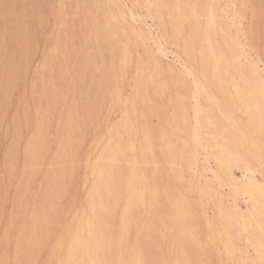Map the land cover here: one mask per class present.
Returning <instances> with one entry per match:
<instances>
[{
	"label": "rangeland",
	"instance_id": "rangeland-1",
	"mask_svg": "<svg viewBox=\"0 0 264 264\" xmlns=\"http://www.w3.org/2000/svg\"><path fill=\"white\" fill-rule=\"evenodd\" d=\"M207 1L171 0L170 4L169 0H0V264H62L66 254L57 248L58 241L64 239L58 245L63 243L66 250L67 228L73 230L69 233L70 242L81 227L79 224L85 226L99 208L102 214L99 212V219L94 222L105 225L103 229L109 233L104 235L107 246L102 247L104 254L99 253L102 258L93 264H106V260L107 264H125L127 259L131 262L127 260L126 264H264L263 258L258 257L264 251V108L255 111L256 107H264V95L262 98L255 93L258 105L251 99L253 103L248 104L236 97L237 90H246L243 80L249 78H245L248 74L264 91V0ZM207 28H211V33L208 29L209 33L203 35ZM206 37L211 38L210 45L203 41ZM235 82L243 87H233ZM251 89L254 87L250 93ZM253 91L254 94L256 90ZM218 104L231 119L237 120V126L222 109H217ZM236 130L240 132L236 134ZM231 133L238 136L234 138L240 134L245 145H236L235 141L231 144ZM130 180L136 182L135 189ZM144 185L156 193L149 189L153 192L150 193ZM243 187H247V192H242ZM123 193L130 197L125 201L132 204H124ZM103 202L109 203L114 214L119 206L122 211L118 208L119 214L114 215L108 209L106 215ZM142 202L149 206L141 207ZM182 202L190 209L189 215H183L176 205L177 208L170 206ZM122 208L130 216L134 212L131 219L123 221L127 215ZM122 212L124 217L120 216ZM177 220L181 222L174 227ZM128 221H132V228L128 229L130 235L124 237L121 233L127 230L122 227ZM181 228L196 238L181 241L186 248L190 244L187 249L172 246ZM28 237H33V242L35 237L38 243L30 242ZM134 244L138 246L135 248ZM234 250L237 260L231 253ZM71 254L67 255L70 259ZM137 254L143 257V261L139 258L140 263L136 257L132 259ZM186 255L188 260L185 257L182 262Z\"/></svg>",
	"mask_w": 264,
	"mask_h": 264
},
{
	"label": "bare ground",
	"instance_id": "bare-ground-1",
	"mask_svg": "<svg viewBox=\"0 0 264 264\" xmlns=\"http://www.w3.org/2000/svg\"><path fill=\"white\" fill-rule=\"evenodd\" d=\"M169 1H170V4H171V0H169ZM191 1H192V0H191ZM208 1H209V0H208ZM208 1H207V2H208ZM259 1H260V0H259ZM23 2H24V1H23ZM178 2H179V1H178ZM180 2H182V1H180ZM207 2H206V3H207ZM218 2H220V1H218ZM173 3H174V2H173ZM206 3H205V4H206ZM176 4H177V3H176ZM217 4H218V3H217ZM257 4H258V3H257ZM158 5H159V4H158ZM181 5H182V4H181ZM184 5H185V4H184ZM187 5H188V4H187ZM205 6H206V5H205ZM213 6H214V5H213ZM159 7L161 8V6H159ZM171 7H173V6H171ZM186 7H187V6H186ZM208 7H209V4H208ZM210 7H211V6H210ZM174 8H175V7H174ZM187 8H188V7H187ZM190 8H191V7H190ZM213 8H214V7H213ZM259 8H260V7H259ZM191 9H192V8H191ZM215 9H216V8H215ZM250 9H251V8H250ZM227 10H228V9H227ZM157 11H158V10H157ZM157 11H156V12H157ZM197 12H198V11H196V14H197ZM210 12H211V11H210ZM210 12H209V14L212 15V12H211V13H210ZM215 12H216V11H215ZM257 12H258V10H257ZM235 13H236V12H235ZM182 14H183V13H182ZM201 14H202V13H201ZM207 14H208V13H207ZM107 15H108V14H107ZM111 15H112V14H111ZM111 15H110V17H111ZM187 15H188V14H187ZM198 15H199V14H198ZM210 15H209V16H210ZM256 15H257V14H256ZM112 16H113V15H112ZM192 16H193V14L191 15V17H192ZM108 17H109V16H108ZM113 17H114V16H113ZM113 17H112V19H113ZM204 17H205V16H204ZM212 17H213V16H212ZM262 17H263V16H262ZM161 20H162V19H161ZM179 20H182V19H179ZM185 20H188V18L185 19ZM262 20H263V19H262ZM108 21H110V20L108 19ZM182 21H183V20H182ZM190 21H191V20L189 19V22H190ZM209 21H210V19H209ZM187 22H188V21H187ZM255 22H256V21H255ZM162 23H163V22H162ZM195 23H196V21H195ZM259 23H260V22H259ZM262 23H263V22H262ZM262 23H261V24H262ZM263 25H264V24H263ZM110 26H111V25H110ZM260 26H261V25H260ZM113 27H114V26H113ZM237 27H238V26H237ZM261 27H262V26H261ZM110 28H112V27H110ZM26 29H27V28H26ZM208 29H209V32L211 33V31H210L211 28H207V29H206V33L203 34V35H207V32H208L207 30H208ZM135 30H136V29H135ZM138 30H139V29H138ZM262 30H263V29H262ZM28 31H29V29H28ZM112 31H113V29H112ZM136 31H137V30H136ZM251 31H252V30H251ZM78 32H79V31H78ZM209 32H208V33H209ZM17 33H18V32H17ZM29 33H30V32H29ZM131 33H132V32H131ZM139 33H140V32H139ZM261 33H262V32H261ZM249 34H250V33H249ZM31 35H32V34H31ZM19 36H20V35H19ZM235 36H236V35H235ZM260 36H261V34H260ZM25 37H26V35H25ZM77 37H78V35H77ZM202 37H204V36H202ZM20 38H21V37H20ZM78 38H79V37H78ZM112 38H113V37H112ZM127 38H128V37H127ZM127 38H126V40H127ZM256 38H257V37H256ZM24 39H27V38H24ZM69 39H70V38H69ZM129 39H130V38H129ZM201 39H202V38H201ZM204 39H205V38H204ZM204 39H203L204 42H206V40H207V42H208V44H206V45H210V39H211V38H210V39H207V37H206V39H205V40H204ZM236 39H237V38H236ZM11 40H13V39H11ZM21 40H22V39H21ZM82 40H83V39H82ZM256 40H257V39H256ZM30 41H31V40H30ZM134 41H135V40H134ZM19 42H20V41H19ZM207 42H206V43H207ZM250 42H251V41H250ZM256 42H257V41H256ZM259 42H260V41H259ZM30 43H31V42H30ZM25 44H26V43H25ZM31 44H32V43H31ZM81 44H82V43H81ZM113 44H114V43H113ZM126 44H127V43H126ZM11 45H12V44H11ZM29 45H30V44H29ZM9 46H10V45H9ZM13 46H14V45H13ZM20 46H21V45H20ZM112 46H115V45H112ZM28 47H29V46H28ZM126 47H127V46H126ZM126 47H125V48H126ZM11 48H12V47H11ZM18 48L20 49V47H18ZM12 49H13V48H12ZM112 49H113V48H112ZM210 49H211V48H210ZM222 49H223V48H222ZM13 50H14V49H13ZM21 50H23V49H21ZM206 50H207V49H206ZM15 51H16V50H15ZM18 51H19V50H18ZM111 51H113V50H111ZM214 51H215V50H214ZM211 52H212V50H211ZM209 53H210V52H209ZM215 53H216V51H215ZM218 53H219V52H218ZM222 53H223V52H222ZM68 54H69V52H68ZM68 54H67V55H68ZM74 54H75V53H74ZM112 54H113V53H112ZM201 54H202V53H201ZM220 54H221V53H220ZM14 55H15V54H14ZM25 55H26V54H25ZM205 55H206V54H205ZM240 56H241V55H240ZM21 57H22V55H21ZM205 57H206V56H205ZM221 57H223V56H221ZM139 58H140V57H139ZM219 58H220V57H219ZM66 59H67V57H66ZM66 59H65V60H66ZM239 59H240V57H239ZM239 59H238V60H239ZM13 60H14V59H13ZM78 60H80V59H78ZM81 60H82V58H81ZM104 60H105V59H104ZM204 60H205V59H204ZM213 60H214V59H213ZM213 60H212V61H213ZM58 61H59V60H58ZM217 61H218V60H217ZM142 62H143V61H142ZM155 62H156V61H155ZM218 62H219V61H218ZM245 62H246V61H245ZM10 63H11V62H10ZM13 63H14V62H13ZM13 63H12V64H13ZM121 63H122V62H121ZM203 64H204V62H203ZM242 64H243V63H242ZM55 65H56V64H55ZM204 65H205V64H204ZM204 65H203V66H204ZM65 66H66V65H65ZM153 66H154V65H153ZM213 66H214V65H213ZM56 67H57V65H56ZM56 67H55V68H56ZM204 67L206 68V66H204ZM6 68H7V67H6ZM217 68H218V67H217ZM223 68H224V67H223ZM230 68H231V67H230ZM238 68H239V67H238ZM56 69H57V68H56ZM62 69H63V68H62ZM167 69H168V68H167ZM234 69H235V68H234ZM246 69H247V68H245V70H246ZM248 69H249V68H248ZM0 70H1V69H0ZM23 70H24V69H23ZM206 70H207V69H206ZM223 70H224V69H223ZM87 71H88V70H87ZM202 71H205V70L202 69ZM247 71H248V70H247ZM247 71H245V73H242V72H241L242 74H244V77H245V74L247 73ZM5 72H6V71H5ZM55 72H57V71L55 70ZM88 72H89V71H88ZM119 72H120V70H119ZM220 72H221V71H220ZM97 73H99V71H98ZM135 73H136V72H135ZM202 73H203V75H205L204 72H202ZM215 73H216V71H215ZM8 74H10V73H8ZM115 74H116V73H115ZM207 74H208V73H207ZM221 74H222V73H221ZM251 74H252V73H251ZM56 75H57V74H56ZM71 75H72V74H71ZM199 75H200V74H199ZM240 75H241V74H240ZM213 76H214V75H213ZM215 76H216V75H215ZM231 76H232V75H231ZM246 76H247V77H245V78H248V77H249L248 79H245L246 82H247L248 84L245 82V80H243V83H245V84L241 83V84H243V85H247V87L245 86V87H246V90L244 89V87H243L242 85H239L240 83H237V84H236V82H235L234 84H236V85H234V86L232 85L233 87H235V86L237 87V85H238V87H237L238 89L243 87L241 90H242L243 92H244V90L246 91V92H244V93H246V94H244L243 92H242V93H243V94H242V93L240 92L241 90L238 91L237 88H234L235 91L237 90V95H236V97H238V100H239V101H240V100H245L244 102H245V103H248V104H249V103H253V102L255 101V102L257 103V104L255 103V104L258 105V103H259L258 100H259V99L257 98L258 100H256V97H255V96H257L256 94H257V92H258L259 96L262 97V96L264 95V94H263L264 91L261 90V89H259V88H261V87H258V85H257V82H258V81H256V83H253L256 79H254V81L252 82V80H250V76H249V74L246 75ZM0 77H1V76H0ZM6 77H8V75H7ZM16 77H17V76H16ZM58 77H59V76H58ZM61 77H62V76H61ZM205 77H206V75H205ZM239 77H240V76H239ZM241 77H242L241 80L244 79L243 76H241ZM119 78H120V77H119ZM119 78H118V79H119ZM173 78H174V77H173ZM215 78H216V77H215ZM9 79H10V78H9ZM121 79H122V77H121ZM203 79H204V78H203ZM231 79H233V78H231ZM261 79H262V78H261ZM5 80H6V79H5ZM15 80H16V79H15ZM77 80H78V79H77ZM211 80H212V79H211ZM9 81H10V80H9ZM119 81H120V80H119ZM172 81H173V80H171V82H172ZM204 81H205V80H204ZM209 81H210V80H209ZM213 81H214V80H213ZM250 81H251V83H250ZM55 82H56V81H55ZM237 82H238V81H237ZM73 83H74V81H73ZM88 83H89V82H88ZM163 83H164V81H163ZM207 83H208V82H207ZM252 83H253V84H252ZM9 84H10V83H9ZM55 84H56V83H55ZM84 84H85V83H84ZM164 84H165V83H164ZM170 84H171V83H170ZM208 84H209V83H208ZM211 84H212V83H211ZM6 85H7V84H6ZM63 85H64V84H63ZM87 85H88V84H87ZM121 85H122V84H121ZM149 85H151V83H150ZM157 85H158V84H157ZM167 85H168V84H167ZM259 85H260V84H259ZM12 86H13V84H12ZM101 86H102V85H101ZM151 86H153V85H151ZM158 86H159V85H158ZM158 86H157V87H158ZM169 86H171V85H169ZM222 86H223V85H222ZM239 86H242V87H239ZM92 87H93V86H92ZM121 87H123V86H121ZM139 87H140V85H139ZM253 87H254L253 90H254V91L256 90V92H254L252 89H251V90L254 92V94L256 93L255 95L252 93V91H251V93H250V88H253ZM6 88H7V87H6ZM77 88H78V87H77ZM152 88H153V87H152ZM152 88H151V89H152ZM154 88H155V87H154ZM172 88H173V87H172ZM10 89H12V88H10ZM10 89H9V90H10ZM206 89H207V88H206ZM243 89H244V90H243ZM78 90H79V89H78ZM120 90H121V89H120ZM152 90H153V89H152ZM152 90H151V91H152ZM157 90H158V89H157ZM211 90H212V89H211ZM260 90H261V91H260ZM59 91H60V90H59ZM159 91H161V90L159 89ZM205 91H206V90H205ZM209 91H210V90H209ZM212 91H213V90H212ZM224 91H225V90H224ZM235 91H234V92H235ZM68 92H69V91H68ZM86 92H87V91H86ZM99 92H101V91H99ZM206 92H208V91H206ZM4 93H5V92H4ZM151 93H152V92H151ZM208 93H210V92H208ZM49 94H50V93H49ZM58 94H59V93H58ZM58 94H57V95H58ZM95 94H96V93H95ZM142 94H144V93L142 92ZM161 94H162V93H161ZM213 94H214V93H213ZM234 94H236V92H235ZM54 95H55V94H54ZM76 95H77V94H76ZM91 95H92V94H91ZM98 95H99V94H98ZM151 95H152V94H151ZM158 95H159V94H158ZM209 95H210V94H209ZM245 95L247 96V97H245V98H248V100L244 98ZM250 95H251V98H250ZM8 96H9V95H8ZM10 96H11V95H10ZM130 96H131V95H130ZM152 96H154V95H152ZM99 97H100V96H99ZM156 97H157V96H156ZM158 97H159V96H158ZM219 97H220V96H219ZM233 97H234V96H233ZM253 97H254L255 99H253ZM105 98H106V97H105ZM125 98H126V97H125ZM139 98H143V97H139ZM149 98H151V97H149ZM209 98L211 99V98H212V95H210ZM213 98H214V97H213ZM262 98H263V97H262ZM262 98H261V99H262ZM6 99H7V97H6ZM151 99H152V98H151ZM163 99L165 100V98H163ZM250 99H251L253 102H252ZM261 99H260V100H261ZM0 100H2V99H0ZM98 100H99V98H98ZM109 100H110V99H109ZM140 100H141V99H140ZM221 100H222V99H221ZM262 100H263V99H262ZM127 101H128V100H127ZM141 101H142V100H141ZM210 101H213V100H210ZM215 101H216V100H215ZM246 101H247V102H246ZM250 101H251V102H250ZM263 101H264V100H263ZM216 102H218V101H216ZM219 102H220V101H219ZM242 102H243V101H242ZM1 103H2V102H1ZM66 103H67V102H66ZM113 103H114V102H113ZM138 103H139V102H138ZM220 103L223 104V102H220ZM97 104H98V103H97ZM128 104H129V102H128ZM171 104H172V103H171ZM208 104H209V103H208ZM235 104H236V103H235ZM255 104H253V106H254L253 108H255ZM263 104H264V103H263ZM3 105H5V104L3 103ZM43 105H44V104H43ZM52 105H53V104H52ZM132 105H133V103H132ZM169 105H170V104H169ZM214 105H215V104H214ZM214 105H213V107H214ZM225 105H226V104H225ZM238 105H239V104H238ZM251 105H252V104H251ZM5 106H6V105H5ZM64 106H65V104H64ZM107 106H108V105H107ZM158 106H159V105H158ZM170 106H171V105H170ZM215 106H216V105H215ZM246 106H248V105H246ZM7 107H8V106H7ZM10 107H11V106H10ZM51 107H52V106H51ZM111 107H112V106H111ZM128 107H130V106H128ZM8 108H9V107H8ZM33 108H34V107H33ZM119 108H120V107H119ZM119 108H118V109H119ZM171 108H172V106H171ZM214 108H215V107H214ZM219 108H220V109H219ZM223 108H224V107H223ZM226 108H229V107H226ZM241 108H242V107H241ZM261 108L263 109L264 107H262V106L256 107V108H255V111H257V110H258V111H261ZM17 109H18V108H17ZM87 109H88V108H87ZM106 109H107V108H106ZM211 109H213V108L211 107ZM217 109H219V110L221 111L222 108H221V105H220V104L217 105ZM217 109H215V110H217ZM237 109H238V108H237ZM237 109H236V110H237ZM244 109H245V108H244ZM248 109L250 110L249 107H248ZM1 110H2V109H1ZM9 110H10V109H9ZM63 110H64V109H63ZM97 110H98V108H97ZM145 110H146V109H145ZM145 110H144V111H145ZM155 110H156V109H155ZM229 110H230V109H229ZM263 110H264V109H263ZM263 110H262V111H263ZM2 111H3V110H2ZM2 111H1V112H2ZM56 111H57V110H56ZM89 111H90V110H89ZM107 111H108V110H107ZM110 111H111V110H110ZM140 111H141V110H140ZM239 111H240V110H239ZM247 111H248V110H247ZM247 111H246V112H247ZM251 111H254V110L251 109ZM255 111H254V112H255ZM104 112H105V111H104ZM130 112H131V111H130ZM146 112H147V111H146ZM221 112H223V109H222ZM228 112H230V111H228ZM223 113L225 114V116L228 115V113H226V112H223ZM252 113H253V112H252ZM141 114H142V113H141ZM150 114H151V113H150ZM161 114H162V113H161ZM216 114H217V113H216ZM218 114H219V113H218ZM229 114H230V113H229ZM241 114H242V113H241ZM263 114H264V111H263ZM2 115H3V114H2ZM2 115H1V117H3ZM15 115H16V114H15ZM62 115H63V114H62ZM80 115H81V114H80ZM91 115H92V114H91ZM128 115H129V114H128ZM7 116H8V115H7ZM26 116H27V115H26ZM29 116H30V114H29ZM78 116H79V115H78ZM105 116H107V115H105ZM131 116H133V115H131ZM131 116H130V117H131ZM142 116H143V115H142ZM142 116H141V117H142ZM151 116H152V115H151ZM228 116H229V115H228ZM228 116H227V117H228ZM253 116H254V115H253ZM4 117H5V116H4ZM45 117H46V116H45ZM75 117H76V116H75ZM101 117H102V116H101ZM208 117H209V116H208ZM210 117H211V116H210ZM235 117H236V116H235ZM31 118H32V117H31ZM50 118H51V117H50ZM78 118H79V117H78ZM84 118H85V117H84ZM94 118H95V117H94ZM218 118H219V117H218ZM223 118H225V117H223ZM229 118H230V116H229ZM240 118H241V116H240ZM254 118H255V117H254ZM254 118H253V119H254ZM1 119L3 120V118H1ZM15 119H16V118H15ZM61 119H62V118H61ZM170 119H171V118H170ZM255 119H256V118H255ZM263 119H264V117H262V120H261V121H263ZM50 120H51V119H50ZM212 120H213V119H212ZM217 120H218V119H217ZM225 120H226V119H225ZM227 120H228V119H227ZM62 121H63V120H62ZM74 121H76V120L74 119ZM148 121H149V120H148ZM150 121H151V120H150ZM169 121H170V120H169ZM230 121L233 123V125L235 124V125L237 126V120H236V119H234V118L232 117V119L230 118ZM230 121H229V122H230ZM239 121H240V120H239ZM254 121H255V120H254ZM12 122H13V121H12ZM51 122H52V121H51ZM60 122H61V121H60ZM68 122H69V121H68ZM143 122H144V121H143ZM210 122H211V121H210ZM250 122H251V120H250ZM256 122H257V121H256ZM0 123H1V121H0ZM16 123H17V122H16ZM148 123H149V122H148ZM232 123H230V124L232 125ZM263 123H264V121H263ZM26 124H28V123H26ZM63 124H64V123H63ZM74 124H75V123H74ZM76 124H77V123H76ZM76 124H75V125H76ZM209 124H210V123H209ZM255 124H256V123H254V125H255ZM21 125H22V124H21ZM24 125H25V124H24ZM67 125H68V123H67ZM101 125H102V124H101ZM151 125H152V124H151ZM151 125H149V127H150ZM159 125H160V124H159ZM170 125H171V124H170ZM170 125H169V126H170ZM262 125H263V124H262ZM2 126H3V125H2ZM6 126H7V125H6ZM17 126H19V124H18ZM26 126H27V125H26ZM32 126H33V124H32ZM55 126H56V125H55ZM102 126H103V125H102ZM132 126H133V125H132ZM193 126H194V125H193ZM238 126H239V124H238ZM258 126H261V125H259V123H258ZM212 127H213V126H212ZM234 127H235V126H234ZM256 127H257V125H256ZM261 127H262V126H261ZM261 127H260V128H261ZM16 128H17V127H16ZM60 128H61V127H60ZM151 128H152V127H151ZM165 128H167V127H165ZM238 128H239V127H238ZM238 128H237V129H238ZM18 129H19V127H18ZM31 129H32V128H31ZM49 129H50V128H49ZM55 129H56V128H55ZM155 129H158V128H156V126H155ZM235 129H236V128H235ZM240 129H241V127H240ZM258 129H259V128H258ZM20 130H21V129H20ZM37 130H38V129H37ZM135 130H136V129H135ZM238 130H239V129H238ZM238 130H236V134H237V132H240V131H238ZM8 131H9V130H8ZM14 131H15V130H14ZM98 131H99V130H98ZM139 131H140V130H139ZM155 131H156V130H155ZM255 131H256V130H255ZM259 131H260V130H259ZM64 132H65V130H64ZM156 132H157V131H156ZM261 132H262V131H261ZM15 133H16V132H15ZM19 133H20V132H19ZM29 133H30V132H29ZM42 133H43V132H42ZM66 133H67V132H66ZM144 133H145V132H144ZM144 133H143V134H144ZM17 134H18V133H17ZM37 134H38V133H37ZM46 134H47V133H46ZM59 134H61V133H59ZM140 134H141V133H140ZM161 134H162V133H161ZM236 134H232V133H231V135H233V136H232V138L230 139V143H231V144H234L235 142H237V144H236V143H235V144L238 145V143L240 142V143L244 144V143H243L244 141L242 142L241 139H240V134L238 133V134H239V138H236V137H238V136H236ZM13 135H14V132H13ZM38 135H39V134H38ZM65 135H66V134H65ZM65 135H64V136H65ZM234 135L236 136L235 138H234ZM83 136L85 137V135H83ZM135 136H136V135H135ZM135 136H134V139H135ZM138 136H139V134H138ZM263 136H264V134H263ZM36 137H37V136H36ZM40 137H41V136H40ZM14 138H15V137H14ZM14 138H13V139H14ZM64 138H65V137H64ZM124 138H125V137H124ZM13 139H12V140H13ZM16 139H17V138H16ZM37 139H38V137H37ZM37 139H36V140H37ZM58 139H59V137H58ZM246 139H247V138H246ZM248 139H249V138H248ZM41 140L44 141L43 139H41ZM72 140H73V138H72ZM96 140H97V139H96ZM221 140H222V139H221ZM242 140H243V139H242ZM84 141H85V140H84ZM97 141H98V140H97ZM138 141H139V140H138ZM140 141H141V140H140ZM232 141H233V142L235 141V142L232 143ZM250 141H251V140H250ZM250 141H248V142H250ZM68 142H69V141H68ZM75 142H76V141H75ZM133 142H134V140H133ZM227 142H228V141H227ZM246 142H247V141H246ZM246 142H245V143H246ZM255 142H256V141H254L253 143H255ZM19 143H20V142H19ZM38 143H39V142H38ZM40 143H41V142H40ZM71 143H72V142H71ZM142 143H143V142H142ZM223 143H224V142H223ZM228 143H229V142H228ZM228 143H227V144H228ZM261 143H262V142H261ZM24 144H25V143H24ZM32 144H34V143H32ZM75 144H76V143H75ZM242 144H241V145H242ZM246 144H247V143H246ZM256 144H257V143H256ZM49 145H50V144H49ZM138 145H139V144H138ZM221 145H223V144H221ZM236 145H235V146H236ZM244 145H245V144H244ZM257 145H258V144H257ZM32 146H33V145H32ZM37 146H38V145H37ZM44 146H45V145H44ZM84 146H85V145H84ZM225 146H226V145H225ZM227 146H229V145H227ZM233 146H234V145H233ZM239 146H240V145H239ZM259 146H261V145L259 144ZM34 147H35V146H34ZM57 147H58V146H57ZM91 147H92V146H91ZM251 147H252V146H251ZM11 148H12V147H11ZM13 148H14V145H13ZM42 148H43V147H42ZM66 148H67V146H66ZM73 148H76V147L73 146ZM77 148H78V147H77ZM93 148H94V146H93ZM137 148H138V147H137ZM233 148H234V147H233ZM235 148H236V147H235ZM244 148L246 149L245 146H244ZM247 148H248V147H247ZM249 148H250V146H249ZM253 148H254V146H253ZM8 149H9V148H8ZM34 149H35V148H34ZM62 149H63V148H62ZM84 149H85V148H84ZM84 149H83V150H84ZM10 150H11V149H10ZM13 150H14V149H13ZM45 150H46V148H45ZM49 150H50V149H49ZM59 150H60V149H59ZM93 150H94V149H93ZM134 150H135V149H134ZM225 150H226V149H225ZM231 150H233V149H231ZM17 151H18V149H17ZM39 151H40V150H39ZM42 151H43V150H42ZM56 151H57V150H56ZM71 151H72V150H71ZM81 151H82V150H81ZM233 151H234V150H233ZM4 152H7V151L5 150ZM37 152H38V151H37ZM75 152H76V151H75ZM86 152H87V151H86ZM242 152H243V151H242ZM24 153H25V152H24ZM53 153H54V152H53ZM60 153H61V152H60ZM83 153H84V152H83ZM223 153H224V152H223ZM228 153H229V152H228ZM4 154H5V153H4ZM47 154H48V153H47ZM47 154H46V155H47ZM70 154H71V153H70ZM88 154L90 155V153H88ZM11 155H12V154H11ZM17 155H18V154H17ZM17 155H16V156H17ZM34 155H35V154H34ZM82 155H83V154H82ZM7 156H8V154H7ZM9 156H10V155H9ZM44 156H45V155H44ZM79 156H80V155H79ZM136 156H137V155H136ZM165 156H166V154H165ZM2 157H3V156H2ZM11 157H12V156H11ZM42 157H43V156H42ZM93 157H94V156H93ZM18 158H19V157H18ZM55 158H56V156H55ZM55 158H54V159H55ZM63 158H64V156H63ZM137 158L139 159L138 156H137ZM244 158H245V157H244ZM13 159H14V157H13ZM16 159H17V158H16ZM50 159H51V158H50ZM54 159H53V160H54ZM138 159H136V160H138ZM169 159H170V157H169ZM169 159H168V160H169ZM237 159H238V158H237ZM4 160H5V159H4ZM9 160H10V159H9ZM56 160H57V159H56ZM66 160H67V159H66ZM91 160H93V159H91ZM134 160H135V159H134ZM166 160H167V159H166ZM245 160H246V159H245ZM68 161H69V160H68ZM240 161H241V160H240ZM249 161H251V160H249ZM12 162H13V161H12ZM53 162H54V161H53ZM56 162H57V161H56ZM72 162H73V161H72ZM135 162H137V161H135ZM135 162H134V163H135ZM138 162H139V161H138ZM228 162H229V161H228ZM7 163H8V162H7ZM135 164H136V163H135ZM246 165H247V164H246ZM8 166H9V165H8ZM97 166H98V165H97ZM150 166H151V165H150ZM222 166H223V165H222ZM6 167H7V166H6ZM95 167H96V166H95ZM95 167H94V168H95ZM132 167H133V166H132ZM132 167H131V168H132ZM78 168H79V167H77V169H78ZM98 168H99V166H98ZM136 168H137V167H136ZM246 168H247V167H246ZM5 169H6V168H5ZM227 169H228V168H227ZM247 169H248V168H247ZM92 170H93V169H92ZM140 170H141V169H140ZM129 171H130V170H129ZM142 171H143V170H142ZM149 171H150V170H149ZM226 171H227V170H226ZM250 171H251V170H250ZM77 172H78V170H77ZM96 172H97V171H96ZM247 172H248V170H247ZM97 173H98V172H97ZM138 173H139V172H138ZM262 173H263V172H262ZM45 174H46V173H45ZM77 175H80V173L77 174ZM93 175H95V174L93 173ZM128 175H130V173H128ZM134 175H135V174H134ZM252 175H253V174H252ZM58 176H59V175H58ZM64 176H65V175H64ZM97 176H98V175H97ZM97 176H96V177H97ZM146 176H147V175H146ZM94 177H95V176H94ZM156 177H157V176H156ZM244 177H245V176H244ZM251 177H252V176H251ZM75 178H76V177H75ZM99 178H100V176H99ZM121 178H122V177H121ZM245 178H246V177H245ZM249 178H250V177H249ZM62 179H63V178H62ZM106 179H108V178H106ZM250 179H251V178H250ZM253 179H254V177H253ZM81 180H82V179H81ZM95 180H96V179H95ZM97 180H98V179H97ZM103 180H105V179H103ZM133 180H134V179H133ZM155 180H156V178H155ZM122 181H123V180H122ZM141 181H142V180H141ZM81 182H82V181H81ZM103 182H104V181H103ZM137 182H138V181H137ZM155 182H157V181H155ZM189 182H191V181H189ZM33 183H34V182H33ZM100 183H101V182H100ZM129 183L133 184V185H132V187H133L134 184H135L136 182H135V183H134V182L132 183L131 180H130ZM140 183H141V182H140ZM160 183H161V182H159V184H160ZM82 184H83V183H82ZM107 184H108V183H107ZM123 184H124V182H123ZM38 185H39V184H38ZM73 185H74V184H73ZM109 185H110V184H109ZM109 185H108V186H109ZM148 185H149V184H148ZM100 186H101V185H100ZM146 186H147V185H146ZM146 186L144 185L143 188H148V187H146ZM252 186H254V188H256L257 185H252ZM52 187H53V186H52ZM122 187H123V185H122ZM130 187H131V185H130ZM132 187H131V189H132ZM141 187H142V186H141ZM150 187H151V186H150ZM158 187H159V186H158ZM182 187H183V186H182ZM258 187H259V186H258ZM263 187H264V186H263ZM9 188H10V186H9ZM47 188H49V187H47ZM55 188H56V186H55ZM133 188H134V187H133ZM243 188H244V187H243ZM246 188H247V187H245V188H244V191H242V192H247L248 189H246ZM4 189H6V187H5ZM112 189H113V188H112ZM134 189H135V188H134ZM149 189H150V188H148L147 190H149ZM160 189H161V188H160ZM179 189H180V188H179ZM70 190H71V189H70ZM85 190H86V189H85ZM115 190H116V189H115ZM126 190H127V189H126ZM141 190H144V189L141 188ZM145 190H146V189H145ZM145 190H144V191H145ZM147 190H146V191H147ZM150 190L154 191V194L156 193V192H155V189H154V190H153V189H150ZM150 190H149V191H150ZM242 190H243V189H242ZM256 190H257V189H256ZM258 190H259V189H258ZM107 191H108V189H107ZM128 191H130V190H128ZM144 191H143V193H144ZM156 191H157V190H156ZM238 191H239V190H238ZM61 192H62V191H61ZM80 192H81V191H79V193H80ZM96 192H98V191H96ZM105 192H106V191H105ZM114 192H115V191H114ZM118 192H119V191H118ZM258 192H259V191H258ZM121 193H122V192H121ZM124 193H125V191H124ZM124 193H123V198H122V199H123L124 204H127V202L130 201V200H128L127 202H126L125 200H127L126 198H130V197H128V194H127L126 197H125ZM126 193H127V191H126ZM143 193H142V195L145 196V194H143ZM145 193H146V192H145ZM150 193H153V192L150 191ZM167 193H168V192H167ZM249 193H250V192H249ZM7 194H8V193H7ZM45 194H46V193H45ZM49 194H50V193H49ZM58 194H59V193H58ZM106 194H109V196H110V193L107 192ZM118 194H119V196H120V192H119ZM118 194H117V195H118ZM132 194H133V193H132ZM135 194H136V193H135ZM168 194H169V193H168ZM209 194H210V193H209ZM259 194H261V193H259ZM18 195H19V194H18ZM72 195H73V192H72ZM74 195H75V194H74ZM94 195H96V194L94 193ZM100 195H101V193H100ZM102 195H103V194H102ZM104 195H105V194H104ZM104 195H103V196H104ZM113 195H114V194H113ZM121 195H122V194H121ZM160 195H161V194H160ZM210 195H211V194H210ZM245 195H246V194H245ZM262 195H263V194H262ZM57 196H58V195H57ZM13 197H14V196H13ZM67 197H68V196H67ZM88 197H89V196H88ZM97 197H98V194H97ZM106 197H107V196H106ZM112 197H113V196H112ZM121 197H122V196H120V199H121ZM124 197H125V198H124ZM246 197H247V196H246ZM115 198H116V197H115ZM147 198H148V197H147ZM58 199H59V198H58ZM93 199H94V198H93ZM102 199H103V198H102ZM107 199H108V197H107ZM134 199H135V198H134ZM142 199H143V198H142ZM162 199H163V198H162ZM175 199H176V198L172 199V201H175ZM247 199H248V198H247ZM59 200H60V199H59ZM75 200H76V198H75ZM114 200L117 201L118 199H114ZM131 200H132V199H131ZM135 200H136V199H135ZM189 200H190V199H189ZM253 200H254V199H253ZM1 201H2V200H1ZM78 201H79V200H78ZM94 201H95V200H94ZM101 201H103V200H101ZM104 201H105V200H104ZM107 201H108V200H107ZM120 201L122 202V200H120ZM145 201H146V200H145ZM257 201H258V199H257ZM49 202H50V201H49ZM49 202H48V203H49ZM59 202H60V201H59ZM86 202H87V201H86ZM121 202H120L119 205H122ZM130 202H131V204L133 203L132 201H130ZM143 202H144V201H143ZM143 202L141 203V204H142L141 207H143V206H145V207L149 206V205H146V204L143 205ZM253 202H254V201H253ZM104 203H105V202H103V204H101V205H102L103 209H105V210L102 209L103 212L105 213V211L107 212V210L109 209V206H110L109 203H110V201H109L108 205H107V203L104 205ZM116 203H117V202H116ZM118 203H119V201H118ZM118 203H117V204H118ZM145 203H146V202H145ZM151 203H152V202H151ZM179 203H180V202H179ZM67 204H68V203H67ZM77 204H78V203H76V205H77ZM92 204H93V203H92ZM124 204H123V205H124ZM154 204H156V203H154ZM154 204L152 203L151 206H155ZM2 205H3V204H2ZM58 205H59V204H58ZM60 205H61V204H60ZM85 205H86V204H85ZM112 205L115 206V202L112 203ZM112 205H111V206H112ZM128 205H129V204H128ZM128 205H127V206H128ZM171 205H173V207L176 205V206L179 208V211L182 212L183 215H184V214H185V215H187V214L189 215V212H190L189 210H190V209L188 208V206H186V203H185V202H182L181 204H173V203H170V206H171ZM259 205H260V204H259ZM70 206H71V205H70ZM72 206H73V205H72ZM176 206H175V207H176ZM261 206H262V205H261ZM261 206H260V211H261V210L263 211V207H261ZM38 207H39V206H38ZM67 207H68V206H67ZM117 207H118V206H117ZM119 207H120V206H119ZM119 207H118V208H119ZM121 207H122V206H121ZM128 207H129V206H128ZM128 207H127V208H128ZM133 207H134V206H133ZM177 207H176V208H177ZM65 208H66V207H65ZM76 208H77V207H76ZM85 208H86V207H85ZM98 208H99V207H98ZM112 208H113V207H112ZM118 208H117V209H118ZM125 208H126V207H125ZM125 208H124V209L122 208V209H123V212H124ZM197 208L199 209L200 207H197ZM39 209H40V208H39ZM82 209H84V208H82ZM100 209H101V208H99L98 213L94 212V215L88 212L89 214H91V215L93 216L94 219L89 217V218H88L89 220H86V222L84 223L86 227H85V226H82L81 224L78 223L79 226H81L83 229L80 227L81 229L79 228L80 230L78 229V231H76L75 234H73V237H72V239L70 240V242H69V238H68V237L70 236V234L72 233L73 230L71 231L69 228H67V229H68V232H67L68 234H67L66 232H64V236H65V237L69 235L68 237H66V238L68 239V242H67V243L69 244L68 248L65 250V248H63L64 246L62 245L63 243L60 244V245H58V243H60L61 241H64V239L61 240L62 238H60V241H58V243H57V246H58V247L56 246L57 248H62V249H59V250L63 251L64 254H66V255H65L66 258H65V260L62 261V264H84V262H87V261L85 260L86 258H89V260H90L91 263L93 264V263H94L95 261H97L100 257L102 258V256H101L99 253L104 254V253H103V251H104V250H103V249H104V246H105V247L107 246L106 244H104V238H105L104 235H105V236H106V234L108 235L109 231H108V233H105V230H106V229H105V230L103 229L105 225L102 226V225H100V223H99V224H96V223L99 222V221L94 222V221H96V218H97V220H98V219H99L98 216H99L100 214H102L101 211H100ZM117 209L115 208L116 213L119 214L118 211H119L120 208L118 209V211H117ZM130 209H131V208H130ZM134 209H135V208H134ZM140 209H141V208H140ZM143 209H144V208H143ZM146 209H147V208H146ZM227 209H228V208H226V210H227ZM37 210H38V209H37ZM45 210H46V208H45ZM53 210H54V209H53ZM85 210H86V209H85ZM132 210H133V208H132ZM174 210H175V209H174ZM9 211H10V210H9ZM15 211H16V210H15ZM41 211H42V210H41ZM67 211H68V210H67ZM81 211L83 212V210H81ZM93 211H94V210H93ZM109 211H111V213L113 212V210H110V209H109ZM109 211H108V213H109ZM120 211H122V210L120 209ZM142 211H143V210H142ZM191 211H192V210H191ZM216 211H218V210H216ZM86 212H87V211H86ZM99 212H100V214H99ZM114 212H115V211H114ZM114 212H113V214H114ZM123 212L120 214V216L124 217V215H125V216L127 215V218H125V219L123 218L124 220L121 219V220H123V221H125L126 219H131V218H132V214L134 213V212H133V213L131 214V216H130L129 213H125V212H127L126 210H125V212H124V213H125L124 215H122ZM238 212H240V211H238ZM238 212L236 213V215L238 214ZM10 213H11V212H10ZM33 213H34V212H33ZM38 213H40L39 210H38ZM104 213H103V214H104ZM116 213H115L114 215H117ZM130 213H131V212H130ZM144 213H145V212H144ZM256 213H257V212H256ZM40 214H41V213H40ZM46 214H47V213H46ZM55 214H56V213H55ZM80 214H81V213H80ZM85 214H86V213H85ZM89 214H88V215H89ZM105 214H106V213H105ZM176 214H177V213H176ZM198 214H199V213H198ZM198 214H197V216H198ZM201 214H202V213H201ZM261 214H262V212L260 213V215H261ZM8 215H9V214H8ZM81 215H82V214H81ZM106 215H107V214H106ZM164 215H165V214H164ZM253 215H254V214H253ZM38 216H39V215H38ZM85 216H86V215H85ZM120 216H119V218H120ZM129 216H130V218H128ZM134 216H135V215H134ZM173 216H174V215H173ZM193 216H194V215H193ZM241 216H242V215H241ZM263 216H264V215H263ZM13 217L15 218V214L13 215ZM30 217H31V216H30ZM39 217H41V216H39ZM76 217H77V216H76ZM78 217H79V216H78ZM80 217H81V216H80ZM104 217H105V216H104ZM111 217H112V216H111ZM162 217H163V216H162ZM175 217H176V216H174L173 219H174ZM184 217H185V216H184ZM187 217H189V216H187ZM201 217H202V216H201ZM252 217H253V216H252ZM259 217H260V216H259ZM33 218H34V217H33ZM37 218H38V217H37ZM44 218H46V217H44ZM84 218H85V217H84ZM107 218H108V217H107ZM116 218H117V217H116ZM177 218H178V216H177ZM180 218H181V217H180ZM195 218H196V216H195ZM195 218H194V219H195ZM197 218L199 219V217H197ZM216 218H217V217H216ZM216 218H215V219H216ZM238 218H239V217H238ZM238 218H237V219H238ZM241 218H242V217H241ZM247 218H248V217H247ZM256 218H257V217H256ZM261 218H262V217H260V219H261ZM263 218H264V217H263ZM16 219H17V218H16ZM19 219H20V218H19ZM62 219H63V218H62ZM68 219H69V218H68ZM258 219H259V218H258ZM30 220H31V219H30ZM37 220H39V218H38ZM74 220H76V218H75ZM82 220H83V219H82ZM174 220H175V219H174ZM174 220H173V221H174ZM179 220H180V219H179ZM179 220H177V222L175 221L176 223H175L174 227H176V224H178L179 222H181V221H179ZM16 221H17V220H16ZM44 221H45V220H44ZM77 221H78V220H77ZM103 221H104V219H103ZM115 221H116V220H115ZM118 221H119V220H118ZM163 221H164V220H163ZM173 221H172V222H173ZM178 221H179V222H178ZM189 221H190V220H189ZM261 221L264 222V220H261ZM261 221H260V222H261ZM21 222H22V221H21ZM30 222H31V221H30ZM34 222H35V221H34ZM34 222H33V224H35ZM50 222H51V221H50ZM50 222H49V223H50ZM75 222H76V221H75ZM78 222H79V221H78ZM83 222H84V221H83ZM101 222H102V220H101ZM119 222L121 223V221H119ZM131 222H132V221H128V222H127L128 225H127V223L124 224V225L122 224V225H123L122 228L125 227L126 230H127V232H125V233L122 232V233H121L122 235H124V237H125V235H127V236L130 235V233H129L130 231H129V230H131V229H129V227H130V228H132V227L129 226V225H132ZM133 222H135V220H134ZM138 222H139V221H138ZM182 222H183V220H182ZM260 222H258V224H260ZM10 223H11V221H10ZM12 223H13V222H12ZM69 223H70V222H69ZM72 223H73V222H72ZM80 223H81V222H80ZM106 223H107V222H106ZM117 223H118V222H117ZM117 223H116V224H117ZM136 223H137V221H136ZM140 223H142V221H141ZM154 223H155V221H154ZM161 223H162V222H161ZM189 223H190V222H189ZM21 224H22V223H21ZM23 224H24V223H23ZM55 224H56V222H55ZM103 224H104V222H103ZM142 224H143V223H142ZM171 224H172V223H171ZM173 224H174V223H173ZM182 224H183V223H182ZM191 224H192V223H191ZM207 224H208V223H207ZM216 224H217V223H216ZM8 225H9V224H8ZM13 225H14V224H13ZM13 225H12V226H13ZM35 225H36V227H37V224H35ZM108 225H109V223H108ZM118 225H119V224H118ZM125 225H126V226H125ZM138 225H139V224H138ZM179 225H180V224H179ZM179 225H177V226L179 227ZM200 225H201V224H200ZM221 225H222V224H221ZM221 225H220V226H221ZM19 226H20V225H19ZM21 226H22V225H21ZM21 226H20V227H21ZM32 226H34V225H32ZM69 226H70V224H69ZM76 226H77V224H76ZM79 226H77V227H79ZM106 226H107V225H106ZM116 226H117V225H116ZM172 226H173V225H172ZM183 226H184V225H183ZM243 226H244V224H243ZM258 226H259V225H258ZM15 227H16V226H15ZM20 227H19V228H20ZM63 227H64V226H63ZM84 227H85V228H84ZM174 227H173V228H174ZM178 227H177V228H178ZM261 227H262V228H261ZM24 228H25V227H24ZM30 228H31V227H29V229H30ZM73 228H75V227H73ZM86 228H87V230H86ZM105 228H106V227H105ZM110 228H111V227H110ZM120 228H121V227H120ZM170 228H172V227H170ZM170 228H169V229H170ZM173 228H172V229H173ZM203 228H204V227H203ZM212 228H214V227H212ZM259 228L263 229V226L260 225ZM13 229H15V228H13ZM67 229H66V230H67ZM84 229H85V230H84ZM128 229H129V230H128ZM172 229H171V230H172ZM179 229H180V228H179ZM179 229H178V230H179ZM232 229H233V228H232ZM23 230H24V229H23ZM51 230H53V229H51ZM81 230H83V231L81 232ZM108 230H109V229H108ZM110 230H111V229H110ZM118 230H120V229L118 228ZM124 230H125V229H124ZM178 230H177V231H178ZM212 230H213V229H212ZM9 231H10V229H9ZM14 231H15V230H14ZM29 231H31V230H29ZM37 231H38V230H36V233H37ZM57 231H58V230H57ZM84 231H86L87 233H85ZM111 231H112V230H111ZM135 231H136V230H135ZM144 231H145V230H144ZM149 231H150V230H149ZM175 231H176V230H175ZM181 231H182V232H181ZM181 231H180V230L178 231V232H179V235H177L178 238L175 236V239H176V238H177V239L175 240V241H176L175 244L172 243V244H173L172 246L176 245L175 247L178 246V248H182V246H183V248H186L185 243L181 245V243H183L184 241L186 242V239H185V238L188 237L190 240L192 239V241H194V239H196V238H195V236L193 235V233H192V232H189L187 229H186V232H184L183 228H181ZM187 231H188V232H187ZM250 231H251V228H250ZM26 232H28V231L25 230V233H26ZM38 232H39V231H38ZM58 232H59V231H58ZM70 232H71V233H70ZM83 232H84V234H83ZM116 232H117V231H116ZM172 232H173V231H172ZM207 232H208V230H207ZM207 232H205V233L207 234ZM11 233H12V232H11ZM16 233H17V230H16ZM19 233H20V232H19ZM32 233H33V231H32ZM32 233H31V234H32ZM59 233H60V232H59ZM65 233H66V235H65ZM69 233H70V234H69ZM128 233H129V234H128ZM132 233H134V232L132 231L131 234H132ZM169 233H171V231H170ZM174 233H175V232H174ZM201 233H202V231H201ZM219 233H220V232H219ZM228 233H230V232H228ZM14 234H15V233H14ZM31 234H29V236H30ZM40 234H41V233H40ZM40 234H39V235H40ZM135 234H136V233H135ZM135 234H134V236H135ZM172 234H173V233H172ZM180 234H181V236H180ZM211 234H212V233H211ZM213 234H214V233H213ZM263 234H264V232H263ZM35 235H36V234H35ZM111 235H112V234H111ZM136 235H137V234H136ZM149 235H151V233H149ZM156 235H157V234H156ZM186 235H187V236H186ZM209 235H210V234H209ZM231 235H232V234H231ZM8 236H9V235H8ZM37 236H38V235H37ZM50 236H51V235H50ZM109 236H110V235H109ZM141 236H142V235H141ZM153 236H154V235H152V237H153ZM171 236H172V235H171ZM202 236H203V235H202ZM211 236H212V235H211ZM221 236H222V235H221ZM229 236H230V235H229ZM232 236H233V235H232ZM235 236H236V235H235ZM14 237H15V236H14ZM35 237H36V236H35ZM35 237H34V242H33V240H32L33 237H31L32 243H35V242H36V238H38V237H36V238H35ZM155 237H156V236H155ZM179 237H180V238L182 237L183 240H181V239L179 240ZM213 237H214V236H213ZM238 237H239V236H238ZM28 238H29V237H28ZM58 238H59V237H58ZM63 238H64V237H63ZM128 238H129V237H128ZM142 238H143L142 240L144 241V236H143ZM156 238H157V237H156ZM165 238H166V237H165ZM171 238H172V237H171ZM207 238H208V237H207ZM233 238H234V237H233ZM11 239H12V238H11ZM107 239H108V237H107ZM118 239H119V238H118ZM209 239H210V238H209ZM212 239H213V238H212ZM220 239H221V238H220ZM18 240H19V239H18ZM29 240H30V238H29ZM29 240H28V241H29ZM31 240H30V242H31ZM54 240H55V239H54ZM54 240H53V242H54ZM105 240H106V239H105ZM110 240H111V239H110ZM110 240H109V242H110ZM134 240H135V239H134ZM142 240H141V241H142ZM145 240H146V239H145ZM164 240H165V239H164ZM169 240H170V239H169ZM178 240H179L180 242H179ZM187 240H188V239H187ZM201 240H202V239H201ZM205 240H206V239H205ZM207 240H208V239H207ZM207 240H206V241H207ZM235 240H236V239H235ZM16 241H17V239H16ZM19 241H20V240H19ZM44 241H45V240H44ZM51 241H52V240H51ZM107 241H108V240H107ZM123 241H124V240H123ZM135 241H136V240H135ZM141 241H138V242H141ZM143 241H142V242H143ZM181 241H183V242H181ZM210 241H211V240H210ZM233 241H234V240H233ZM258 241H259V240H258ZM261 241H262V240H261ZM30 242H29V243H30ZM55 242H56V241H55ZM105 242H106V241H105ZM136 242H137V241H136ZM136 242H135V243H136ZM146 242H147V241H146ZM146 242H144V243H146ZM168 242H169V241H168ZM178 242L180 243V245L178 244ZM36 243H38V240H37ZM40 243H41V242H40ZM187 243H189V241H187ZM195 243H196V242H195ZM212 243H213V242H212ZM226 243H227V242H226ZM233 243H234V242H233ZM252 243H253V242H252ZM16 244H17V243H16ZM18 244H19V243H18ZM45 244H47V243H45ZM68 244H67V245H68ZM107 244H108V243H107ZM110 244L113 245V243H110ZM123 244H124V243H123ZM152 244H153V243H152ZM152 244H150V245H152ZM169 244H170V242L168 243V245H169ZM177 244H178V245H177ZM254 244H255V243H254ZM256 244H257V243H256ZM256 244H255V245H256ZM258 244H259V243H258ZM262 244H263V243H262ZM33 245H37V246H39L40 249H43V248H41L40 245H38V244H33ZM115 245H116V244H115ZM134 245H135V246H134L135 248H136V246H138L137 244H134ZM139 245H140V243H139ZM145 245H147V244H145ZM145 245H143V246H145ZM189 245H190V244L187 245V248L189 247ZM207 245H208V244H207ZM219 245H220V244H219ZM231 245H232V244H231ZM234 245H235V243H234ZM60 246H61V247H60ZM117 246H118V245H117ZM122 246H123V245H122ZM140 246H141V245H140ZM140 246H139V247H140ZM147 246H148V245H147ZM147 246H145V247H147ZM156 246H157V245H156ZM170 246H171V245H170ZM172 246H171V247H172ZM180 246H181V247H180ZM184 246H185V247H184ZM263 246H264V245H263ZM25 247H26V246H25ZM29 247H30V246H29ZM65 247H66V246H65ZM102 247H103V249H102ZM108 247H109V246H108ZM145 247H144V249H145ZM149 247L152 248V246H149ZM153 247H154V246H153ZM168 247H169V246H168ZM175 247H174V248H175ZM18 248H19V247H18ZM26 248H27V247H26ZM49 248H50V247H49ZM156 248H158V246H157ZM183 248H182V249H183ZM187 248H186V249H187ZM225 248H226V247H225ZM227 248H228V247H227ZM227 248H226V250H227ZM229 248H230V247H229ZM256 248L258 249V253H259V251H260L259 248H258L257 246H256ZM142 249H143V248H142ZM148 249H149V248H148ZM152 249H154V248H152ZM162 249H163V248H162ZM168 249H169V248H168ZM186 249H185V250H186ZM231 249H233V247H232ZM234 249H235V248H234ZM35 250H36V249H35ZM56 250H57V249H56ZM64 250L66 251V253H65ZM102 250H103V251H102ZM118 250H119V249H118ZM145 250H146V249H145ZM175 250H176V249H175ZM217 250H218V249H217ZM262 250H263V249H262ZM32 251H33V250H32ZM57 251H58V250H57ZM101 251H102V252H101ZM131 251H132V250H131ZM181 251H182V250H181ZM181 251H180V252H181ZM183 251H184V250H183ZM189 251H190V250H189ZM241 251H242V250H241ZM44 252H45V251H44ZM146 252H147V250H146ZM148 252H149V250H148ZM157 252H158V251H157ZM177 252H179V251H177ZM191 252H192V251H191ZM196 252H197V251H196ZM236 252H237V251H236ZM244 252H245V251H244ZM261 252H263V253L259 254L260 256H258V257H259V258H260V257L263 258V259L260 258V259H261V263H262V261L264 260V251H261ZM47 253H48V252H47ZM59 253H60V252H59ZM68 253H69V254L72 253V254H71V255H72L71 259H70V257H67ZM108 253H109V252H108ZM108 253H106V254H108ZM112 253H113V252H112ZM118 253H119V251H118ZM155 253H156V252H155ZM181 253H182V252H181ZM181 253H180V255H181ZM183 253H184V252H183ZM188 253H189V252H188ZM231 253H232V254L235 253V250H234V252H231ZM7 254H8V253H7ZM34 254H35V253H34ZM43 254H45V253H43ZM52 254H53V253H52ZM119 254H120V253H119ZM123 254H124V253H123ZM150 254H151V253H150ZM150 254H149V255H150ZM156 254H157V253H156ZM185 254H186V253H185ZM189 254H190V253H189ZM196 254H198V252H197ZM39 255H40V254H39ZM57 255H58V254H57ZM125 255H126V253H125ZM133 255H134V254H133ZM164 255H165V253H164ZM229 255H230V254H229ZM261 255H262V256H261ZM37 256H38V255H37ZM46 256H47V255H46ZM65 256H64V257H65ZM106 256H107V255H106ZM137 256H139V257H137ZM140 256H141V254H139V255L137 254L136 256H134V257L132 256L133 258H132V257H131V258L134 260V258L136 257L137 262L140 263V262H139V261H140V260H139ZM153 256H154V255H153ZM153 256H152V257H153ZM182 256H183V254H182ZM195 256H196V255H195ZM231 256H232V255H231ZM235 256H236V253H235ZM5 257H6V256H5ZM51 257H52V256H51ZM55 257H56V256H55ZM109 257H111V256H109ZM116 257H117V256H116ZM120 257H121V256H120ZM125 257H126V256H125ZM144 257L146 258V256H144ZM164 257H165V256H164ZM185 257H186V258H185ZM187 257H189V256H187V255L184 256L182 262H183V261L185 262V259L188 260ZM191 257L193 258L194 256H191ZM199 257H200V256H199ZM232 257H233V256H232ZM232 257H231V258H232ZM237 257H238V256H236V260H237ZM12 258L14 259V257H12ZM56 258H57V257H56ZM106 258H107V257H106ZM122 258H123V257H122ZM184 258H185V259H184ZM208 258H209V256H208ZM238 258H239V257H238ZM241 258H242V257H241ZM245 258H246V257H245ZM6 259H7V258H6ZM18 259H19V258H18ZM18 259H17V260H18ZM41 259H42V258H41ZM111 259H112V258H111ZM140 259L142 260L143 257H141ZM149 259H150V258H149ZM172 259H173V258H172ZM177 259H178V258H177ZM181 259H182V258H181ZM209 259H210V258H209ZM260 259H259V260H260ZM7 260H8V259H7ZM37 260H38V259H37ZM50 260H51V259H50ZM58 260H59V259H58ZM115 260H116V259H115ZM122 260H123V259H122ZM124 260H126V259H124ZM124 260H123V261H124ZM127 260L130 261L129 259H127ZM127 260L125 261V264H126ZM138 260H139V261H138ZM207 260H208V259H207ZM214 260H215V259H213V261H214ZM47 261H49V260H47ZM56 261H57V259H56ZM90 261H88V262H90ZM118 261H119V260H118ZM142 261H143V260H142ZM142 261H141V262H142ZM171 261H172V260H171ZM177 261H178V260H177ZM190 261H191V258H190ZM192 261H193V260H192ZM234 261H235V259H234ZM234 261H232V262H234ZM6 262H8V261H6ZM53 262H55V261H53ZM88 262H87V264H90V263H88ZM130 262H131V261H130ZM133 262H134V261H133ZM135 262H136V261H135ZM135 262H134V263H135ZM173 262H174V261H173ZM236 262H239V260L236 261ZM236 262H235V263H236ZM244 262H245V261H244ZM251 262H252V261H251ZM19 263H20V262H19ZM49 263H50V262H49ZM56 263H57V262H56ZM111 263H114V262L112 261ZM127 263H129V262H127ZM142 263L145 264L144 261H143ZM151 263H152V262H151ZM155 263H156V262H155ZM242 263H243V261H242ZM41 264H42V263H41ZM57 264H59V263H57ZM85 264H86V263H85ZM104 264H105V263H104ZM106 264H107V260H106ZM115 264H124V263H122V261H119L118 263L116 262ZM130 264H131V263H130ZM152 264H154V263H152ZM161 264H162V263H161ZM193 264H194V263H193ZM197 264H199V263H197ZM212 264H214V263H212ZM232 264H233V263H232ZM236 264H238V263H236ZM239 264H240V263H239ZM247 264H248V262H247Z\"/></svg>",
	"mask_w": 264,
	"mask_h": 264
}]
</instances>
